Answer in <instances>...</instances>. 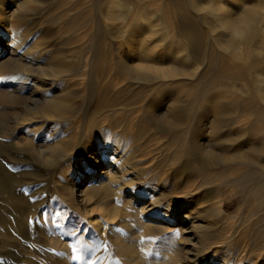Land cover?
Listing matches in <instances>:
<instances>
[{"label":"rangeland","instance_id":"rangeland-1","mask_svg":"<svg viewBox=\"0 0 264 264\" xmlns=\"http://www.w3.org/2000/svg\"><path fill=\"white\" fill-rule=\"evenodd\" d=\"M234 1L33 0L29 14L35 28L28 46L39 42L70 69L61 88L89 132L80 135L78 145L101 149L109 164L113 157L128 159L122 180L162 199L155 208L169 201L175 215L196 204L224 208L220 216L210 213L202 221L210 224L209 240L218 248L216 257L206 251L207 264H222L224 256L230 264H264V30L248 34L225 28L213 10L215 3L264 8V0ZM150 53L162 69L140 76L123 70L126 64L142 65ZM8 90L0 97L2 126L11 134L0 150V264H27L29 258L31 264H116L112 248L122 240L147 260L161 257L143 246L160 239L143 234L133 209L118 212L111 235L95 232L94 219L111 226L107 217L116 203L127 206L117 199L128 198L131 188L91 200L87 214L79 204L63 203L55 180L19 152L29 154L33 130L42 137L46 127L39 121L14 126L24 107ZM169 106L179 119L167 125L160 117ZM215 119L220 134L231 138L226 150L248 154V160H210L201 153L204 127ZM9 192L16 194L7 203ZM55 207L62 209L50 214V223L48 212ZM31 222L41 227L34 238ZM175 230L171 225L165 235L179 249ZM54 239L69 243L70 261L48 243Z\"/></svg>","mask_w":264,"mask_h":264},{"label":"bare ground","instance_id":"bare-ground-1","mask_svg":"<svg viewBox=\"0 0 264 264\" xmlns=\"http://www.w3.org/2000/svg\"><path fill=\"white\" fill-rule=\"evenodd\" d=\"M32 1L0 0V56L3 55L2 59L0 58V97L2 94L6 95V88L8 90L10 87L12 89L8 91L12 92L17 101L22 102L24 112L20 117L16 116L14 126L17 125V122L21 124L39 121L42 124L41 128L45 126V132H47L46 135L40 137L37 136L39 131L33 130L34 135L30 140L32 143L31 152H28L30 155L25 150L19 149V152L23 153L21 156H24L25 159L29 157L30 162H36L44 174L55 180L56 189L60 192L64 204H79L85 214H87L86 208L91 200L102 199L103 196L106 197L108 193L112 192L119 194L124 188H131L128 198L117 199L127 206L119 208L120 205L116 203L110 216H103L107 217V222H110L111 226L103 222L104 218H93L95 232L101 237L111 235L118 223L116 221L118 212L133 209L136 214L135 223L143 234L160 239L158 243L152 239L145 242L143 246L154 252H160L161 257H154L152 261L147 260V257L138 254L140 249L126 245L123 240L115 241L116 244L112 249L114 250L113 255H116L119 260L116 264H207L209 259L207 253L212 251L216 257L218 248L212 247L209 240L212 230L209 227L210 224L206 225L202 221L210 213H214L217 217L220 216L224 213V208L216 205L199 207L196 204L192 211L177 212L175 215L173 208H170L169 200H167L169 204H166L165 208H155L162 199L158 200L154 195L148 197L143 191L131 186L133 181L122 180L128 171L124 169L125 161L128 159L124 161L113 157L109 164L106 154L101 149L78 145L80 135L89 137V132L86 130V120L75 116L78 110L75 105L70 104V94L61 88L62 79L68 77L70 69L63 64L61 56L52 50L43 48L39 42L31 43L28 46L35 28L31 22V14H29ZM235 5L214 4L213 10L217 12V18L219 17V23L223 27L248 34L264 30V8L262 6L243 4L237 7ZM15 19L16 22H14ZM139 44H143L142 38ZM148 56L150 59L143 62L142 65L129 66L126 64L123 70L140 76L149 70L164 67L163 64L155 62L157 59L155 53H150ZM169 69L172 70H170L171 72L176 71L173 67ZM32 76L34 78L30 79ZM48 81H51L50 85ZM27 86L33 90L30 92L31 94L25 96L23 91L28 90ZM4 91L6 92L4 93ZM37 93H40V96H36ZM81 110L83 113V104H81ZM161 113L160 119L167 125L174 124L179 119L172 106L165 108ZM2 116L0 110V150L8 142L7 137L11 135L10 127L2 126ZM204 128V134L207 135V140L203 142L201 148V153L204 156L210 160L229 159L230 157L248 160V154L236 156L226 150L231 138L220 134L217 119L212 121L208 128L206 126ZM59 134L61 137L63 135L62 139L58 138ZM216 143L221 146L220 150L215 147ZM114 164L118 168H114ZM120 168L122 170H118ZM15 194L14 192L7 193V203L11 202V197ZM138 196L143 200L137 199ZM146 197L150 200L149 204H146ZM61 209L55 207L53 212H48V222L53 221L50 214L57 215ZM10 213L11 211L7 212L9 215ZM171 225H174L175 231L180 233L179 244L181 247L179 249H174L173 241L165 235L167 231L171 230ZM79 227L74 226L75 229H79ZM40 232L39 224L34 225L31 222L30 238H34ZM168 240L171 243H167ZM48 243L54 248L64 251L69 261L73 257L71 248L68 247L69 243H64V240L54 239ZM156 245L157 247H155ZM174 251H179L181 254H175ZM241 253L247 255L244 250ZM201 257L203 258L202 262L199 259ZM228 257H222V264H230L227 261ZM31 259L27 260V264H31Z\"/></svg>","mask_w":264,"mask_h":264}]
</instances>
